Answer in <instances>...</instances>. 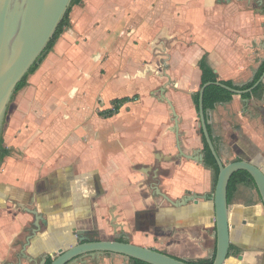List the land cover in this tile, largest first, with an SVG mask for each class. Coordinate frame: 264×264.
Returning a JSON list of instances; mask_svg holds the SVG:
<instances>
[{"label": "crops", "instance_id": "obj_1", "mask_svg": "<svg viewBox=\"0 0 264 264\" xmlns=\"http://www.w3.org/2000/svg\"><path fill=\"white\" fill-rule=\"evenodd\" d=\"M203 57L220 81L254 82L264 65V0H81L72 7L69 26L7 111L0 264H46L84 229L190 262L213 258L216 172L180 153L165 100L179 116L183 152L205 154L193 99L205 82ZM262 77L260 95L233 94L208 112L224 162L264 163ZM115 101L121 108L105 116ZM189 195L200 196L174 204ZM229 205L239 252L226 264H264L257 188L239 184ZM77 264L135 263L102 253Z\"/></svg>", "mask_w": 264, "mask_h": 264}, {"label": "water", "instance_id": "obj_2", "mask_svg": "<svg viewBox=\"0 0 264 264\" xmlns=\"http://www.w3.org/2000/svg\"><path fill=\"white\" fill-rule=\"evenodd\" d=\"M74 0H0V137L3 134L5 119L11 101L13 100L18 84L38 62L44 51L48 48L55 34L68 15ZM264 77V75H263ZM262 77V80H263ZM221 86L233 94H244L252 91L234 89L221 81L205 82L200 89L199 114L203 137L214 155L218 165L219 174L214 191V214L217 247L212 264H226L231 255L238 249H233L231 220L229 216V184L234 173L247 171L254 179L255 186L264 204V163H257L249 157L240 156L239 159L224 162L219 154L213 133L209 131L210 121L206 118L204 110V93L209 85ZM257 86V84L255 85ZM170 105L180 153L197 162L205 164V154L186 155L181 146L179 130V116L172 101L165 97ZM200 195H189L174 204L185 203L198 199ZM36 217L35 228H39L40 213L30 211ZM77 243L73 238H65L62 249L50 264H77L87 256L109 253L121 255L134 261L148 264H192L190 261L174 257L164 251L135 244L129 239H94L90 232L76 230ZM72 240V242L70 241ZM47 258L44 260L46 262Z\"/></svg>", "mask_w": 264, "mask_h": 264}, {"label": "trees", "instance_id": "obj_3", "mask_svg": "<svg viewBox=\"0 0 264 264\" xmlns=\"http://www.w3.org/2000/svg\"><path fill=\"white\" fill-rule=\"evenodd\" d=\"M81 0H74L73 4L69 10L68 15L65 17L64 21L62 22V24L60 25V27L58 28L54 39L51 41V43L49 44L48 48L44 51V53L42 54V56L39 58L38 62L31 68L30 72L25 76V78L18 84L16 92L21 90L22 88H24L27 84H28V78L31 74H33L38 67L40 66V64L43 62V60L46 58V56L48 55V53L52 50V48L54 47L55 43L57 42L58 38L60 37V35L63 33L64 29L69 26V14L72 10V7L75 4L80 3ZM200 67L203 73V77L205 79V82H216V81H220L218 79L217 74L213 71V69L209 66L206 57H203L202 60L200 61ZM264 74V65L263 68L261 69L260 73L258 74L257 78L255 79L254 82L243 85V86H238L236 84H234L232 81H221L222 83L226 84L227 86H230L234 89H238V90H249L251 88H253L252 91H248L246 93H244L243 95L247 98H250L252 95H260L263 92V85L261 83H258L259 79L262 77V75ZM204 82V83H205ZM258 83V84H257ZM257 84V86H255ZM15 92V94H16ZM14 94V96H15ZM14 98V97H13ZM233 98V93L228 91L227 89L212 84L209 85L206 89H205V93H204V110L206 113V117L208 115V112L212 109H214V107L216 106V104L218 102H229L231 101ZM194 102L196 104V107L199 111V103H200V94L197 93L195 94V96L193 97ZM122 106V102L121 101H115L114 102V106L112 109L108 110V111H103V114L105 116H112L113 114L117 113L119 111V109ZM102 112V111H101ZM209 127V131L212 133L211 127L210 125H208ZM201 134L203 135V131L201 130ZM215 141V140H214ZM204 144H205V165H207L208 167H211L215 170L216 172V181H217V176L219 174V165L214 157V155L212 154V151L210 150L208 144L206 143L205 139H204ZM11 150L5 146L4 144V138H3V134L0 137V166L2 164V162L4 161L5 157L8 156L10 154ZM239 184H245L248 186H255V182L253 177L247 172V171H238L236 173L233 174L231 180H230V184H229V200L232 198L233 193L235 192L237 186ZM120 241H124L123 239H119ZM213 259L210 260H204V261H196V262H192V264H212L213 263ZM52 261V259H48L46 264H50ZM135 264H148L142 261H135Z\"/></svg>", "mask_w": 264, "mask_h": 264}, {"label": "flooded vegetation", "instance_id": "obj_4", "mask_svg": "<svg viewBox=\"0 0 264 264\" xmlns=\"http://www.w3.org/2000/svg\"><path fill=\"white\" fill-rule=\"evenodd\" d=\"M243 185H245V184H243ZM123 238L127 240V236H123ZM123 238H122V239H123Z\"/></svg>", "mask_w": 264, "mask_h": 264}]
</instances>
